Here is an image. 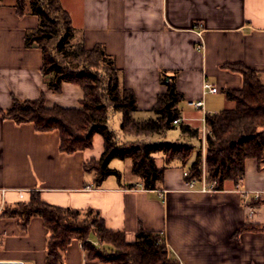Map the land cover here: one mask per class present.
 I'll return each instance as SVG.
<instances>
[{
  "label": "crops",
  "instance_id": "0c3cea01",
  "mask_svg": "<svg viewBox=\"0 0 264 264\" xmlns=\"http://www.w3.org/2000/svg\"><path fill=\"white\" fill-rule=\"evenodd\" d=\"M61 2L78 38L88 48L103 44L114 57L122 85L136 95L137 118L154 116L158 94L167 90L163 72L176 75L183 94L180 123L202 131V140L181 133L179 143L193 141L204 153L206 114L233 108L225 89L244 84L243 74L230 65L256 70L264 83V0ZM38 24L37 15L17 11L16 0L0 3V261L46 263L50 232L42 217L33 216L23 226L19 217L1 216L6 207L38 191L50 204L95 209L108 228L124 231L129 241L142 226L160 231L169 254L180 264H264V230L240 231L244 223L264 222V202L256 203L264 198V171L255 158L246 160L238 183L228 180L225 188L212 193L188 189L183 174L187 168L181 165L169 166L153 190L143 188L138 177L123 182L110 175L98 182L97 172L86 165L104 151L101 134L94 136L91 148L68 153L60 149L59 130L39 131L33 122L17 123L1 114L13 97L42 94L49 106H82L84 92L78 84L64 82L58 92L48 87L41 48L25 43L26 33ZM206 82L218 91H207ZM199 100L201 107L193 104ZM116 113L111 112L109 123ZM172 129L150 139L169 142ZM256 192L262 195L256 198ZM58 264L109 263L91 260L75 239Z\"/></svg>",
  "mask_w": 264,
  "mask_h": 264
},
{
  "label": "trees",
  "instance_id": "16d2710c",
  "mask_svg": "<svg viewBox=\"0 0 264 264\" xmlns=\"http://www.w3.org/2000/svg\"><path fill=\"white\" fill-rule=\"evenodd\" d=\"M2 2L4 0H0ZM16 8L21 14L29 12L39 17L38 26L26 33L25 43L41 48L42 73L48 78V87L58 92L64 82H72L81 86L84 96L81 107L49 106L44 94L32 99L13 97L10 108L1 113L5 118L17 123L33 122L39 131L59 130L60 149L68 153L91 148L94 136L101 134L104 151L99 159L93 158L86 165L87 170L97 172L98 182L110 175L121 180L122 173L110 166L115 158L130 159L131 173L140 179L143 188L149 190L159 188L165 170L171 165L186 167L187 178L202 179L201 149L189 164L195 148L193 143L141 140L176 127L174 121L181 118L183 94L177 89L175 74L163 72L161 81L167 85V90L158 94L152 108L154 116L137 118L136 95L122 85L114 57L107 53L103 44L88 48L84 40L78 38V31L61 0H16ZM230 67L244 76L241 88L225 89L227 98L234 101L235 106L205 116L208 128L205 175L218 190L225 188L228 180L238 183L244 177L248 158H255L258 168L264 171V83L252 68L243 64H231ZM111 112L122 115L121 133L115 132L109 123ZM179 128L183 135L202 140L200 128L185 122H181ZM120 134L131 139L122 140ZM132 138L141 142L136 146H124L128 141L136 140ZM256 201L264 202V198ZM1 216L19 217L23 226L33 216L42 217L50 232L45 264H58L75 239L82 242L89 258L99 257L112 264L175 263L160 231L142 226L135 240L129 241L124 231L108 228L95 209L50 204L38 191H32L26 200L6 207ZM242 230H264V222L244 223ZM92 237L98 243H94ZM102 245L111 246L114 251L108 254L100 248Z\"/></svg>",
  "mask_w": 264,
  "mask_h": 264
},
{
  "label": "rangeland",
  "instance_id": "374dc122",
  "mask_svg": "<svg viewBox=\"0 0 264 264\" xmlns=\"http://www.w3.org/2000/svg\"><path fill=\"white\" fill-rule=\"evenodd\" d=\"M121 118H122V115L119 114V113H116V116H112L111 117L110 125H111L112 129H114L115 132H117V133L119 132L118 128L120 127V124H121ZM177 124H180V122L177 123ZM206 134H207V132L203 131V135L206 136ZM180 135H181L180 128H179V126L176 125V127H174L172 130H170L167 133V138L168 139H166V140L169 141V142L179 143V142L182 141V137ZM120 137H121L122 140L128 139V137H125L124 135H121V134H120ZM150 137H152V136L142 137L141 140L145 141V142H148V143H153L154 139H152V138L150 139ZM132 139H136V140L133 141V142L128 141V143L126 145H124V146H127V147L128 146L131 147L132 145L136 146L135 144H139L141 142L140 140H137V138H132ZM190 139H192V138H190ZM182 143H190V144L193 143L195 145L194 152L191 155V157L189 158V164H191L196 159L197 151L199 149L202 150V165H203V173H204L205 172V167H206V153L203 152V149H202L203 147H199L198 143H195V142L190 141V140L186 141V142H182ZM110 166L120 170L123 173L121 181L129 182V180L130 181L137 180V177L134 176L131 173V160L130 159H121V158L112 159L111 162H110ZM114 179H118L117 176ZM206 181H207V179H206ZM100 248L103 249L104 251H108V254L110 252L114 251V250H112L111 246H108V245H102V246H100ZM108 254H105V255H108ZM90 259L91 260H97L100 263L112 264V262L103 261V259H101L99 257L90 258Z\"/></svg>",
  "mask_w": 264,
  "mask_h": 264
},
{
  "label": "built area",
  "instance_id": "2783aa9c",
  "mask_svg": "<svg viewBox=\"0 0 264 264\" xmlns=\"http://www.w3.org/2000/svg\"><path fill=\"white\" fill-rule=\"evenodd\" d=\"M205 88L207 91H210V92H217L218 91V87L215 84H212L209 82L205 83ZM193 104L196 105L197 107H201L203 105V101L202 100L193 101ZM179 122H180V119H176L174 121L175 124H177ZM183 174H184L186 186L190 190L195 189V190H199V191L205 192V193H212V192H215L218 190L217 188H215L214 182L206 181L205 172L203 173L202 179L200 181L197 179L187 178V176H188L187 170H184ZM261 195H262L261 192H256L255 197L259 198ZM175 264H180V263L176 262Z\"/></svg>",
  "mask_w": 264,
  "mask_h": 264
},
{
  "label": "water",
  "instance_id": "95a60500",
  "mask_svg": "<svg viewBox=\"0 0 264 264\" xmlns=\"http://www.w3.org/2000/svg\"><path fill=\"white\" fill-rule=\"evenodd\" d=\"M0 264H23L19 261H0Z\"/></svg>",
  "mask_w": 264,
  "mask_h": 264
}]
</instances>
